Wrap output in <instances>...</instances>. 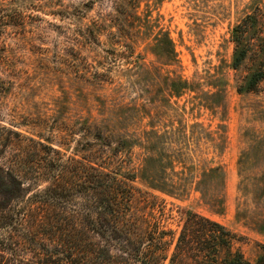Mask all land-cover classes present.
I'll return each instance as SVG.
<instances>
[{
  "label": "rangeland",
  "instance_id": "374dc122",
  "mask_svg": "<svg viewBox=\"0 0 264 264\" xmlns=\"http://www.w3.org/2000/svg\"><path fill=\"white\" fill-rule=\"evenodd\" d=\"M116 1L0 0V128L21 133L30 146L54 148L38 147L66 166L108 167L131 136L123 169L111 168L137 172V186L158 197L139 209L174 233L165 264L191 213L231 230L235 249L255 263L264 254V85L238 93L244 68L232 67L231 39L247 15L264 12V0H137L127 16ZM102 21L106 31L94 36ZM164 34L176 59L159 53ZM168 76L190 89L174 94ZM150 154L168 178H185V193L145 187L140 176ZM0 165L18 166L13 154Z\"/></svg>",
  "mask_w": 264,
  "mask_h": 264
},
{
  "label": "trees",
  "instance_id": "16d2710c",
  "mask_svg": "<svg viewBox=\"0 0 264 264\" xmlns=\"http://www.w3.org/2000/svg\"><path fill=\"white\" fill-rule=\"evenodd\" d=\"M115 3L126 16L130 8L139 7L137 0ZM115 26H120L119 32L130 31L126 24ZM106 27V22L94 23L93 35ZM165 41H159V53L176 59L168 35ZM231 41L236 45L232 67L235 71L244 68L236 80L238 93L260 92L264 85V12L258 8L247 15L233 29ZM163 79L171 83L176 95L190 89V83L180 76ZM12 135L20 139L13 140ZM126 136L114 157L105 162L110 168L95 162L66 166L43 156L48 146L42 142L30 146L21 133L0 128V157L13 154L18 165H0V264H165L174 233L162 229L152 212L139 209L141 203H146L145 209L158 197L137 186V172L118 173L111 168L123 169L121 155L135 145ZM161 163L150 154L140 181L170 197L185 193V178L175 180V174L168 178ZM43 183L46 186L40 188ZM236 240V234L224 225L191 213L169 264H264V254L255 263L247 261L235 249Z\"/></svg>",
  "mask_w": 264,
  "mask_h": 264
}]
</instances>
